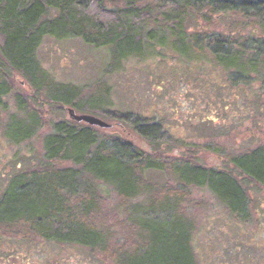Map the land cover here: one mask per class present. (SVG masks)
Returning a JSON list of instances; mask_svg holds the SVG:
<instances>
[{"label":"rangeland","instance_id":"obj_1","mask_svg":"<svg viewBox=\"0 0 264 264\" xmlns=\"http://www.w3.org/2000/svg\"><path fill=\"white\" fill-rule=\"evenodd\" d=\"M180 1L93 2L87 13L98 25L110 23L112 16L120 21L119 9H139L126 18L142 41L140 51L127 52L118 60L113 59L110 44L42 32L34 55L54 83L81 90L72 103L55 104L37 96L20 72L0 60V198L21 174L47 164L71 166L66 161L51 162L44 143L57 122H80L70 117L72 108L110 124L80 122L99 130L101 137H118L133 149L160 155L166 164L183 159L238 175L246 191L244 219L229 214L219 197L203 185L185 186L169 166L139 173L149 189L185 188L179 204L191 217L189 244L195 264H264V188L227 159L264 147V0H251L257 10L243 4L237 9L193 3L179 8ZM58 15L53 10L42 20L51 23ZM215 36L230 43H225L228 51L214 50ZM226 55L234 57L227 60ZM139 123L158 127L154 140L140 135L134 127ZM19 127L30 132L17 141ZM102 193L103 217L113 233L110 242L123 246L137 242V234L125 232L136 233L130 224L134 207L148 205L153 196L147 192L125 201L113 190ZM0 264L116 263L78 244L0 233Z\"/></svg>","mask_w":264,"mask_h":264},{"label":"trees","instance_id":"obj_2","mask_svg":"<svg viewBox=\"0 0 264 264\" xmlns=\"http://www.w3.org/2000/svg\"><path fill=\"white\" fill-rule=\"evenodd\" d=\"M104 1L0 0V60L20 72L37 96L44 95L55 104L72 103L81 90L73 85L54 83L43 72L35 50L41 33L45 32L58 37L78 35L95 45L110 44L115 60L127 52H139L142 41L126 18L129 13L136 15L139 9L135 11L130 6L119 9L116 13L120 21L112 16L110 23L98 25L87 11L93 2L104 5ZM180 2L183 5L176 4L179 8L190 3L216 5L218 9H225L224 6L237 9L240 4L245 8L255 6L251 0ZM53 10L59 15L51 23L43 21V16ZM215 37L218 46L214 50L228 51L226 44L229 42ZM53 127L52 133L45 137L44 154L51 162L66 161L71 166L43 165L40 170L21 174L10 182L0 198V233L4 236L78 244L103 253L116 264H195L189 244L193 225L188 218L191 217L186 216L179 204L185 188L159 185V190L156 186L149 189L139 174L145 168L165 166L178 173L185 186L193 183L211 190L232 216L244 219L246 215V191L236 178L238 175L229 170L197 166L183 159L166 164L160 155L133 149L132 144L118 137L112 140L101 137L99 130L80 122L59 121ZM134 127L149 141L158 133V127L153 124L139 123ZM18 131L20 135L14 138L17 141L29 134L30 128L19 127ZM227 159L233 160L256 186L264 188V147ZM106 190H113L118 199L125 201L147 192L153 196L148 205L134 207L135 218L130 224L136 233L130 229L125 232L133 237L137 234V242L124 246L110 242L113 233L103 217L105 196L102 192Z\"/></svg>","mask_w":264,"mask_h":264},{"label":"water","instance_id":"obj_3","mask_svg":"<svg viewBox=\"0 0 264 264\" xmlns=\"http://www.w3.org/2000/svg\"><path fill=\"white\" fill-rule=\"evenodd\" d=\"M68 111H69L70 117L73 120L80 121V122L84 121V122H87V123H89L91 125H98V126H101V127H110V124L106 123L105 121H103L100 118L95 117L93 115L77 114L75 112V110L72 109V108H69Z\"/></svg>","mask_w":264,"mask_h":264}]
</instances>
